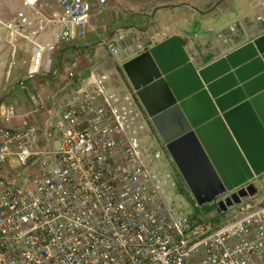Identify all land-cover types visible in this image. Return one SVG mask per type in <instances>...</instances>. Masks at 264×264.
Here are the masks:
<instances>
[{
  "label": "built area",
  "instance_id": "1",
  "mask_svg": "<svg viewBox=\"0 0 264 264\" xmlns=\"http://www.w3.org/2000/svg\"><path fill=\"white\" fill-rule=\"evenodd\" d=\"M18 1L0 32L31 45L28 76L57 74L55 48L85 37L92 0ZM107 81L90 73L49 108L37 93L27 112L0 105V264H264V185L228 190L256 192L207 215L167 196L174 177L142 111Z\"/></svg>",
  "mask_w": 264,
  "mask_h": 264
},
{
  "label": "crops",
  "instance_id": "2",
  "mask_svg": "<svg viewBox=\"0 0 264 264\" xmlns=\"http://www.w3.org/2000/svg\"><path fill=\"white\" fill-rule=\"evenodd\" d=\"M209 2L156 0L145 4L142 0H105L104 5L94 10L83 39L56 46L53 67L57 74L44 77L38 74L28 76L32 64L31 45L24 40L12 41L0 32V105L12 103L16 111L27 112L31 106L29 95L37 93L47 101L46 107L49 108L52 97L68 93L80 81L87 79L90 73H104L112 74L115 81H107V89H112L107 91L122 96L123 100L127 97L134 100L146 119L143 107L122 70L124 62L175 37L194 69L207 68L205 74L213 80L222 65L219 61L225 55L264 33V0H217L208 5ZM5 6L16 10L19 1L5 0ZM0 19L4 20L1 13ZM237 29H242L243 33ZM52 33L51 29L45 32L47 41ZM109 46H116L118 52L107 58ZM169 47L164 50L167 60L172 56ZM12 61H15L14 65H11ZM118 69L122 70V79L121 76L115 78ZM228 91L227 88L218 90L216 97L220 99L219 103H214L216 97L208 94L215 108L222 109V112H218L219 116L224 113L226 116L221 117L223 127H206V144L226 180L264 185V102L258 111L247 98H239L238 93L226 96ZM197 114L202 117L200 108ZM43 116V113L26 115L32 122H42ZM146 120L149 123V119ZM16 123L17 120L12 121V124ZM149 126L164 160L172 167V170L166 169L162 159L163 167L160 166V170L166 169L170 177L177 175L173 180L174 188L165 189L166 195L184 197L187 194L193 199L153 126L150 123ZM231 141L237 148L240 160ZM192 201L193 209L198 212L194 207L195 201Z\"/></svg>",
  "mask_w": 264,
  "mask_h": 264
},
{
  "label": "water",
  "instance_id": "3",
  "mask_svg": "<svg viewBox=\"0 0 264 264\" xmlns=\"http://www.w3.org/2000/svg\"><path fill=\"white\" fill-rule=\"evenodd\" d=\"M167 47L170 60L164 58ZM220 62L218 76L209 79L207 68L195 70L181 45L171 37L124 62L122 70L193 200L199 206L214 204L217 211L223 212L256 189L249 183L237 194L220 198L244 181L225 179L206 144L204 130L209 125L223 127L221 117L226 114L219 116L222 109L213 105L219 103L216 96L221 88L229 90L226 96L238 93L239 98H247L259 111L264 102V33L228 53ZM208 94L216 99L212 102ZM198 108L202 117L197 114Z\"/></svg>",
  "mask_w": 264,
  "mask_h": 264
},
{
  "label": "rangeland",
  "instance_id": "4",
  "mask_svg": "<svg viewBox=\"0 0 264 264\" xmlns=\"http://www.w3.org/2000/svg\"><path fill=\"white\" fill-rule=\"evenodd\" d=\"M142 1H144V3L146 4V3H149V2H155L156 0H142ZM158 1H163V0H158ZM217 0H210V2H209V4L208 5H210L211 3H215ZM99 5H104V3L103 4H100L99 2H98V0H93V3L91 4V6H90V11H89V15H90V18L92 17V14L94 13V10H96V8H97V6H99ZM7 9H9V6H5V0H0V13H1V15H2V17L3 18H6V10ZM2 11V12H1ZM5 13V14H4ZM246 26H248V25H246ZM238 27V26H237ZM238 28H240V27H238ZM246 28V27H245ZM88 29V28H87ZM237 30H239V29H237ZM245 31H247V30H245ZM223 33H224V31H222ZM239 32H242L243 33V31H242V29L241 30H239ZM248 32V31H247ZM231 40H232V38H230ZM107 53V52H106ZM109 57H111L110 56V54L108 53L107 54V58H109ZM107 75V78H108V80L110 81V80H112L113 81V79H114V77H113V75L111 74V75H109V74H106ZM118 76L120 77V79H122V70L121 69H118L117 70V73H115V78H118ZM113 82H115V81H113ZM5 86V85H4ZM106 89H107V87H106ZM107 90H109V91H112V89L111 88H109V89H107ZM108 91V92H109ZM143 112V111H142ZM143 116H144V114H143ZM144 118H145V116H144ZM147 119V118H146ZM150 123V122H149ZM149 123H147V120H146V124H144V129L145 130H149L148 132H150V130H151V128H150V126H149ZM139 131V130H138ZM153 147H154V149H159V147H158V145L156 144V143H154V145H153ZM165 166H166V169H171L172 170V167H169L168 166V163L166 162V161H164V163H163ZM175 173V172H174ZM177 175H174V177H176ZM264 181V180H263ZM182 194H184V193H182ZM184 198H186L189 202H190V205H191V207L193 208V199H191V198H189V196L187 195V194H184ZM192 203V204H191ZM196 203V202H195ZM197 205V204H196ZM195 204H194V207L198 210V212H200V213H203V214H208V213H211L212 211H213V208H214V206L213 205H211V204H205V205H203V206H196Z\"/></svg>",
  "mask_w": 264,
  "mask_h": 264
},
{
  "label": "clouds",
  "instance_id": "5",
  "mask_svg": "<svg viewBox=\"0 0 264 264\" xmlns=\"http://www.w3.org/2000/svg\"><path fill=\"white\" fill-rule=\"evenodd\" d=\"M148 118V117H147ZM151 131V130H150Z\"/></svg>",
  "mask_w": 264,
  "mask_h": 264
}]
</instances>
